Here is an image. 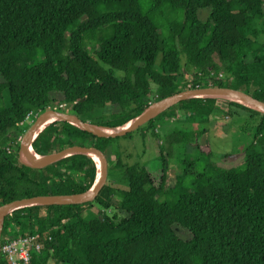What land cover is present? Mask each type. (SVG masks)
Wrapping results in <instances>:
<instances>
[{
	"label": "trees",
	"instance_id": "1",
	"mask_svg": "<svg viewBox=\"0 0 264 264\" xmlns=\"http://www.w3.org/2000/svg\"><path fill=\"white\" fill-rule=\"evenodd\" d=\"M212 71L223 78L208 80ZM209 86L264 102V0H0V206L82 193L96 178L84 155L35 170L18 161L19 144L6 154L25 134L17 123L27 113L66 103L82 121L116 127L152 102ZM97 109L108 112L95 116ZM215 111L254 118L250 145L225 155L241 158L237 167L210 161L209 137L205 149L198 142ZM161 116L182 129L157 143V183L145 165L124 164L114 152L125 186L107 179L91 203L18 209L3 221L0 246L38 234L43 248L29 264H264V114L190 99L137 130L156 134ZM116 139L55 122L32 149L45 155L89 146L107 158ZM174 149L182 154L180 171L166 187L165 158ZM167 194L173 200L161 201ZM0 264H8L1 253Z\"/></svg>",
	"mask_w": 264,
	"mask_h": 264
},
{
	"label": "water",
	"instance_id": "2",
	"mask_svg": "<svg viewBox=\"0 0 264 264\" xmlns=\"http://www.w3.org/2000/svg\"><path fill=\"white\" fill-rule=\"evenodd\" d=\"M190 99H217L233 102L264 114V102L252 96L230 88L219 87H197L187 89L159 101L150 103L139 115L127 123L107 127L99 126L87 121L80 120L76 115L64 113L58 110L47 109L41 112L32 122L30 128L24 134L18 149V161L25 167L35 170L44 169L50 165L60 162L66 158L84 155L93 160L97 168V174L92 185L84 192L72 195H46L24 198L6 203L0 206V238L3 221L12 212L30 207L43 206H71L83 205L93 202L107 182L108 161L103 152L89 146H71L59 152L40 155L32 149L33 142L39 134L50 124L55 122H65L71 126L89 133L97 138L115 139L124 137L129 133L155 119L157 116L179 104ZM48 124L45 126V124Z\"/></svg>",
	"mask_w": 264,
	"mask_h": 264
},
{
	"label": "rangeland",
	"instance_id": "3",
	"mask_svg": "<svg viewBox=\"0 0 264 264\" xmlns=\"http://www.w3.org/2000/svg\"><path fill=\"white\" fill-rule=\"evenodd\" d=\"M206 18V14L202 15V19ZM117 76L120 75L119 72L115 73ZM154 86H152V91H154ZM154 93V92H153ZM47 110V109H46ZM61 112L70 113V108L59 109ZM96 115L107 114V110L97 109ZM240 116L228 117L225 113L214 112L211 117V122L206 125L209 129V134L204 135L198 140L200 145L204 147L207 144L208 137L211 141V147L213 149V156L210 161L217 164L224 169H230L237 167L241 158L236 160H231L229 157L225 159L226 154H240L242 151L250 145L253 135L255 132V121L254 118H250L244 115L241 111ZM35 120V116H32L24 126V133L30 128L32 122ZM91 122H96V119H91ZM154 123L159 126L157 128V133L153 134L151 130L146 129V126L140 130H136L130 133L127 138L120 137L113 142V147L111 152H108L107 159L108 163V175L107 179L116 183L119 187L125 186L126 183L122 181L121 170L115 167V155L114 152H118L120 155L119 159L122 163L131 165L134 163H139L145 165L151 174L155 183L158 182L159 175L161 173L160 162H158V148L157 143L162 144L164 142V137L169 134L174 129H182L181 125L175 124L174 122L169 123L165 117L161 116L157 118ZM192 128H196V124L190 125ZM163 146H166L165 144ZM177 150V149H176ZM174 149V155L172 158H165L166 167V187H171L175 182V176L180 171V159L182 158L181 151L178 153ZM196 153H189L191 159H194ZM201 162H205L202 160ZM171 194L167 196H162L161 201L171 202L173 200ZM92 211L96 213V209L93 208ZM177 234L181 238L187 237V234L181 229L177 230ZM52 264V262H49Z\"/></svg>",
	"mask_w": 264,
	"mask_h": 264
},
{
	"label": "built area",
	"instance_id": "4",
	"mask_svg": "<svg viewBox=\"0 0 264 264\" xmlns=\"http://www.w3.org/2000/svg\"><path fill=\"white\" fill-rule=\"evenodd\" d=\"M200 74L201 73H199V75ZM214 78L221 79L223 78V74L220 72H210L208 80ZM69 107L68 104L62 103L58 106H48L47 109L59 110L67 109ZM39 114V111L27 113L24 120L17 123V126L24 127L26 122L32 116H35L36 118ZM23 136L24 134L18 135L12 145H6L4 147L6 154L10 155L13 153L15 146L20 144ZM47 239L50 240L51 238L48 237ZM42 248L43 243L40 241V236L38 234H29L8 239L2 246H0V253L6 258L8 264H29L32 255L39 254Z\"/></svg>",
	"mask_w": 264,
	"mask_h": 264
},
{
	"label": "bare ground",
	"instance_id": "5",
	"mask_svg": "<svg viewBox=\"0 0 264 264\" xmlns=\"http://www.w3.org/2000/svg\"><path fill=\"white\" fill-rule=\"evenodd\" d=\"M48 124V122L45 124V126Z\"/></svg>",
	"mask_w": 264,
	"mask_h": 264
}]
</instances>
